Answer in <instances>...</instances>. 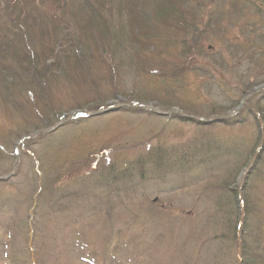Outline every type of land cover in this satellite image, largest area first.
Wrapping results in <instances>:
<instances>
[{
	"label": "rangeland",
	"instance_id": "obj_1",
	"mask_svg": "<svg viewBox=\"0 0 264 264\" xmlns=\"http://www.w3.org/2000/svg\"><path fill=\"white\" fill-rule=\"evenodd\" d=\"M0 264H264V0H0Z\"/></svg>",
	"mask_w": 264,
	"mask_h": 264
},
{
	"label": "trees",
	"instance_id": "obj_2",
	"mask_svg": "<svg viewBox=\"0 0 264 264\" xmlns=\"http://www.w3.org/2000/svg\"><path fill=\"white\" fill-rule=\"evenodd\" d=\"M199 145H200V143H198V142L194 143V144L190 145L188 149L190 150L191 148H195L196 150H198ZM200 153H201V160H204V157L206 155H210L211 156L213 151L211 150V148L210 149H206V150L202 149L200 151ZM191 156L192 155L187 156V160H189L191 158ZM192 157H193V160L196 158V156H192ZM161 162H162V157H158V155L156 153H149L148 155L141 157V159H140V161H139V163L137 165V169L145 168V167H147V165H150V166L151 165H155L153 167H159V166H161L163 164ZM150 170H154V169L151 168ZM52 200H53V198H51L49 201H52ZM242 253H243V251H242Z\"/></svg>",
	"mask_w": 264,
	"mask_h": 264
},
{
	"label": "bare ground",
	"instance_id": "obj_3",
	"mask_svg": "<svg viewBox=\"0 0 264 264\" xmlns=\"http://www.w3.org/2000/svg\"><path fill=\"white\" fill-rule=\"evenodd\" d=\"M41 95V92H40V94H39V96Z\"/></svg>",
	"mask_w": 264,
	"mask_h": 264
}]
</instances>
